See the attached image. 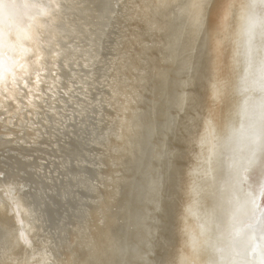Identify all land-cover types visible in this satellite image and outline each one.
<instances>
[{
	"label": "bare ground",
	"instance_id": "6f19581e",
	"mask_svg": "<svg viewBox=\"0 0 264 264\" xmlns=\"http://www.w3.org/2000/svg\"><path fill=\"white\" fill-rule=\"evenodd\" d=\"M63 2L67 5L63 15L50 20L34 10L21 9L20 20L0 23V58L4 61V71L0 72V147L8 146L20 157L18 171H6L20 185L19 170L33 168L45 175L42 161L47 159L41 154L49 155L55 159H48L53 170L47 171L45 178H52L61 169L65 175H72L66 176L72 187L80 183L88 190L93 188L84 171L74 176L76 172L65 171L67 164L75 162L78 168L86 162V167L100 166L97 172L106 179L108 174L123 171L121 157L136 151V79L130 73L136 70L140 53L130 52L128 46L126 57L121 49L133 41H124L129 27H133L130 32L135 41H143L145 30L150 36L156 32V40L151 41L155 44L153 49L143 48L149 56L144 64L145 69H150L149 80L153 83L150 111L162 115L159 121L152 119L148 125L150 131L166 130V135L170 130L173 149L166 179L159 167L151 165L152 179L149 176L145 183L149 203L143 209L145 219L149 217L154 228L153 255L151 259L144 247L142 258L138 253L137 263L136 253L133 261L127 259L126 245L122 244L120 249L115 230L111 229L116 218L107 214V203H100L85 215L81 212L79 221L51 230L31 191L22 189L12 205L8 203L11 197L0 192V264H24L31 260L33 252L18 240L21 230L33 242L38 259L44 258L40 254L46 247L48 258L56 264H143L147 255L149 264H169L173 260L181 264V258L188 264H207L210 259H221L228 251H238L244 241L238 239L239 224L232 219L235 198L242 199L249 184L255 186L260 177L259 169L250 170L243 189L236 186V167L246 152L242 145L229 140L230 129H238L243 122L245 100L250 96L259 98L257 92L243 91L241 83L247 65L246 21L241 18L240 8L248 0H232L236 8L226 32L207 21L197 27L192 10L186 7L191 0H115L107 29L106 24L101 27L102 23L89 19L93 0ZM29 16L35 19L29 20ZM10 24L18 27L10 29ZM29 25L33 33L39 29L40 39L26 45L36 55L22 58L19 49L13 51L12 46L19 43L18 33ZM113 30L121 43L115 46L117 52L107 58L106 42ZM256 44H260L259 37ZM171 49L174 53H165ZM9 58L18 60L24 68L17 64L13 71H8ZM158 75L166 80L158 78L156 82L153 78ZM124 76L131 81L127 84L131 89L135 83V89L122 102L127 93L123 89ZM159 86L162 88L157 91ZM104 103L114 105L120 113L106 125L105 134L94 128L95 120L99 122L105 115ZM175 106L179 112L172 115L169 109ZM83 135L87 136V145H100V152L85 149V156L76 150L67 152L68 143L74 140L71 145L79 147V137ZM29 157H34L35 162ZM133 170L136 173V160ZM135 180L131 188L129 183L130 189ZM163 183L167 190L161 196ZM113 185L111 191L116 193L117 187ZM37 199H41L40 194ZM243 218L242 212L239 219ZM145 226L147 230L152 228L149 223Z\"/></svg>",
	"mask_w": 264,
	"mask_h": 264
},
{
	"label": "snow or ice",
	"instance_id": "6c2138e0",
	"mask_svg": "<svg viewBox=\"0 0 264 264\" xmlns=\"http://www.w3.org/2000/svg\"><path fill=\"white\" fill-rule=\"evenodd\" d=\"M67 5L63 0H47V2H29V0H0V23L7 21H18L21 19V9H31L43 19L50 20L53 17L63 15ZM192 10L193 22L199 27L207 21L209 24L215 23L217 27L222 28L225 32L228 29V22L234 15L236 5L232 0L227 3H217L216 0H191L186 5ZM215 12V16L213 13ZM241 18L246 21L244 29L245 36V56L246 69L241 83L243 91H253L259 94L258 99L248 97L243 106V122L240 127L231 128L229 140H234L246 152L238 167L234 181L241 190L243 185L248 181L247 173L253 169H259L260 177L257 179L255 186L249 184V190L243 192V198H235V209L233 212V222L239 224L238 239L244 241L236 252L228 251L221 259H210L207 264H264V0H248L240 8ZM29 20L35 17L29 16ZM18 25L10 24V29ZM31 31V26L18 33L19 43L13 45V51L17 48L22 58H27L36 53L29 47L28 43L38 42L40 36ZM2 35V30H0ZM259 37L260 44L257 46L256 40ZM10 59L8 71H13L18 60ZM21 69L24 68L20 64ZM4 71V61L0 58V72ZM14 75V72H13ZM37 82L39 73H37ZM27 86V84H25ZM216 88L219 94V88ZM22 190V186L16 180L11 178L10 174L0 169V192L10 196L9 205L16 204V195ZM18 207V204H17ZM244 213V218L239 219L240 214ZM19 214V213H17ZM21 226L23 221L20 222ZM26 232L21 230L18 234V240L23 246H26L33 252L30 261L24 264H56L54 259L48 258L47 248L45 247L40 254L44 258L38 259L36 248L33 242L27 240ZM219 251V250H218ZM169 264H176L173 260ZM181 264H188L181 258Z\"/></svg>",
	"mask_w": 264,
	"mask_h": 264
},
{
	"label": "rangeland",
	"instance_id": "374dc122",
	"mask_svg": "<svg viewBox=\"0 0 264 264\" xmlns=\"http://www.w3.org/2000/svg\"><path fill=\"white\" fill-rule=\"evenodd\" d=\"M154 33L155 34L152 33L151 36L148 33L145 37H143V41H139V43L134 41V43L130 46L132 50L131 52L136 51V54L140 53V62L138 64L136 63V70H132V72L130 73L132 75V78L135 77L138 78L137 81L139 82L136 88L137 112H135V114H138L136 118V120L138 121V123L136 122L138 124V126L136 127V151L133 149L131 154H125L123 158L121 157L123 171L117 173L116 175H113L116 176V178L115 177L113 178V176L110 177L111 181L109 187L105 188V185L99 184L98 186H100V189H98L97 187L96 191L90 192L91 197H88L87 199V197L85 196L83 199V202H87L85 210L84 212H82L83 215H85L86 212H88V210H91L93 212V210H95L100 203L103 202L107 203L108 205V207L106 208L107 214L112 215L113 217L116 218V222H114V225L111 227V229L115 230L114 236L117 239V245L120 247V249L122 244L126 245L125 249L127 250L128 253L127 254L128 260L133 261L136 253V263L139 254L142 258V254L144 253L143 252L144 247H145V252L148 251V253L151 254L150 255L151 258V256L153 255L152 249L155 244V240L153 237L155 235L153 224L151 223L149 217H146V219L144 217V212H145L144 209L146 207V203H149L148 201L149 193L145 194L146 184L148 183L149 176L152 179L150 166L151 165L155 166V168L159 167L158 170L162 172L163 178L166 179L167 176L166 170L171 169V150L173 149L170 148L172 145L170 130L169 133L166 135V130L154 129V131H150L151 125H148L150 120L152 119L154 120L157 119L156 121H159L160 119L159 115H162L161 113H159V115L156 116L155 115L156 112L154 114V112L150 111L151 108L150 99L151 97H153L152 94L153 83L152 80H149L152 79L150 74V69H145V64H144V61L149 56L145 53L143 48L146 47V48H151V50L153 49L155 44L151 41L156 40V32ZM166 52L174 53L173 49L169 51L166 50L165 53ZM142 76H144L143 80L141 78ZM158 78L164 79L165 76L158 75L153 79L156 80L157 82ZM170 80H172V77ZM146 82H149V85L146 84V86H144ZM160 88H162V86H159L157 88V91ZM163 100H164V95H162L161 92L160 101ZM169 110H171L172 115L179 112V109L176 106ZM103 112L105 115L102 117V120L99 122L95 120V124H94V128L95 129L97 128V130L101 129L102 132L106 130L105 128L106 125H108L111 122V120L117 119V117L120 114L119 112H117L115 106H108L107 104L103 105ZM142 113L144 114L143 117H141ZM167 114H169V112ZM168 123L170 124L171 120H169ZM154 126H155V122H154ZM151 132H153L152 135ZM79 142H80L79 147H74L68 143L69 148L67 152L71 154V151L76 150L81 155L85 156L86 155L85 149H91V153L92 152L97 153V151H99L100 149V145H96V144L95 145L91 144L90 146L87 145L86 139H81ZM6 151L7 149L0 150V162H3L0 164H2V166L4 164L9 165V167H12V171L17 172L20 167L17 163V157L20 158L17 155L18 152L17 151L6 152ZM3 153L6 154L5 157H2ZM41 155L45 156V158L47 159L45 161H42L45 163V166L42 170L43 172H45V175H48L47 171L53 170V167H49L50 165L48 161L54 160L55 158L54 157L50 158L49 155H43V154ZM143 155L144 157H142ZM133 156H136L134 157L135 158L134 160L132 158ZM28 159L30 161L35 162L34 157L33 158L29 157ZM135 160H136V173L133 170V167L135 166ZM99 167L100 166H91V168H89L90 172H86L90 178H93V181L94 178L100 180L98 173H96ZM19 172L24 175V176H20V179L21 178L24 179V181L28 185L27 190H30L33 195L39 193L44 194V192L47 191L51 195L50 197H52L51 201L53 202L55 208H57L59 204L62 203L61 200L62 201L65 200V198L63 197V193L64 191L69 190L71 184L69 183L66 186H64V180L66 179V176L61 169L59 170L58 173L52 174L53 177L50 179L45 178L44 177L45 175H41L42 173L38 172L36 169L33 168L30 169L27 168V172L23 170H19ZM104 177L106 176L104 175ZM99 180H96L95 183L98 184ZM134 180H135V184L133 188L130 189L132 187ZM130 182L131 185L129 184ZM166 183L165 184L163 183V186L161 188V196H163L164 191L166 192L167 190ZM113 184H115L117 187L115 189L116 193L111 191L114 188ZM96 194H98V196L100 197L96 198ZM75 201H76L75 198L71 199V202H75ZM81 207H82L81 205H77L76 203H74V205L69 206V213L65 211L64 207H58L57 211L54 213L55 224L49 225V223L45 221L47 228L53 230V228L57 229V227L61 225L67 226V224L75 220L79 221L77 217L82 214L80 209ZM166 218L167 216H165L164 220H166ZM145 223L151 224L152 228L147 230L146 226L143 227V224ZM145 230L146 232L144 233ZM141 231L143 232V234H140ZM148 261H149V255L145 256L143 264H149ZM140 264H142V262Z\"/></svg>",
	"mask_w": 264,
	"mask_h": 264
},
{
	"label": "water",
	"instance_id": "95a60500",
	"mask_svg": "<svg viewBox=\"0 0 264 264\" xmlns=\"http://www.w3.org/2000/svg\"><path fill=\"white\" fill-rule=\"evenodd\" d=\"M20 2H23V0H20ZM33 2H36V0H33ZM93 6H94V9H93V11L90 12V14H91L90 16L91 17H89V19H93V21L97 22V23H99V22L102 23L101 27H103L106 24V26H104V27H106V29H107V27H109V25H110V21H111V18H112V12H113V10H115V8H114L115 7V0H93ZM24 10H27V9H24ZM128 20H131V18L129 17ZM141 26H143V25H141ZM130 30H132V32H133V27H129L128 28L127 37H126V39H124V41L128 40L129 38H131L133 41H131L130 43L129 42L126 43V46H123V48L121 49V51L124 53V55L126 57L129 56L127 54V52H126L127 51V47L131 46L134 43V41H135L134 37H132V32H130ZM136 32H139V30L136 29ZM116 33H117L116 30L115 31L113 30V34H112V31H111L110 32V36H109L110 39H109L108 42H106V48H105V52L104 53H106V57L107 58L109 56H111V54H113V53L115 54L117 52V51H115V46H116V44L121 43L120 39H116L115 38V34ZM147 34H148V31L145 30L144 36H141V38L143 39V37H145ZM137 40H139V39H137ZM136 42L139 43V41H136ZM126 76H124V78H123V80H124L123 89H125L127 91V93L125 95H123V97L121 98L122 102L126 98L125 96L130 98V96L133 95V91L135 89V83H132V85L134 86V89H131V87H129L127 85L131 81L127 79V78H130V77L127 76V78H126ZM135 79H136V88H137L139 82L137 81L138 78L135 77ZM104 104H106V103H104ZM103 105H102V109H103ZM98 130L102 131L101 129H98ZM106 130H107V128H106ZM106 130L103 131L104 134H105ZM81 139H87V136L86 135L80 136L79 140H81ZM73 142H74V140H71L69 142V144H72ZM0 146H2V145H0ZM73 146H75V145H73ZM3 148L7 149L6 152H11V151H9L10 148L8 146L7 147L6 146L0 147V150L3 149ZM5 156H6V154L3 153L2 157H5ZM84 158L88 159V157H84ZM17 159H20V158L17 157ZM0 163H3V162H0ZM85 165H87V162L84 163V165H81L80 168H78V166L75 165V162H71L69 165L67 164V167L65 169V171L69 170L70 172H76L74 174V176H77V177L80 174L79 172L84 171L83 174L90 180L91 185H92L91 187L93 188V189H89L88 190L87 188H83L80 183H77L75 186H73V187L71 186L69 188V190H66V197H64L65 200L64 201L61 200L62 203H60L58 207H64L65 211L68 212V213H69V206L74 205V203H76L77 205H81L82 207L80 209H81V212H83L85 207H86V203H87V202H83L84 197L86 196L87 199H88V197H91L90 196V192L91 191L92 192L96 191L97 187H98V189H100V186H98L99 184L103 185L102 183H105V188H107V186L110 185V181H111L110 177L112 175L108 174V178L106 179V177L101 176V175H99L98 172H96V173H98V175L100 177V180L97 179V178H94V181H93V178H90L88 176V174L86 173V172H90L89 168H91V167H86ZM2 168L4 170H7L8 168L12 169V167H9V165H5L4 164L2 166V164H0V169H2ZM24 171L27 172V169L24 170ZM21 176H24V175L21 173ZM65 176H72V175H65ZM96 180H99L98 184L95 183ZM19 182H20V185L22 186V189L27 191L28 185L26 184L24 179H22V178L20 179V176H19ZM69 183H72V182H69L67 179L64 180V186H66ZM98 192H100V191H98ZM39 194L41 195V199L40 200L37 199V194L33 195L31 193L30 195L33 196V199H34L36 205H38L40 207V210H41V212H42V214L44 216V220L46 222H48L49 225H54L55 224V221H54L55 214L54 213L57 211L58 207L57 208L54 207L53 202L51 201L52 197H50L51 195L47 191H45L44 194L43 193H39ZM87 194H88V196H87ZM97 197H98V194H96V198ZM73 198L76 199L75 202H71V199H73Z\"/></svg>",
	"mask_w": 264,
	"mask_h": 264
}]
</instances>
